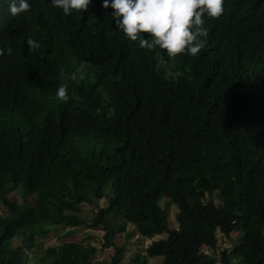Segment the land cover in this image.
I'll return each mask as SVG.
<instances>
[{
    "label": "trees",
    "instance_id": "16d2710c",
    "mask_svg": "<svg viewBox=\"0 0 264 264\" xmlns=\"http://www.w3.org/2000/svg\"><path fill=\"white\" fill-rule=\"evenodd\" d=\"M8 2L0 0V49L12 48L0 55V264H107L81 241L27 253L37 235L80 225L102 230L108 264H124L127 224L143 238L165 236L126 264H216L204 252L215 250L216 231L232 244L231 233L243 234L220 264H264V0H223L218 18L204 17L199 53L173 58L127 40L101 0L68 16L28 0L13 17ZM28 38L40 47L30 51ZM60 85L67 102L55 96ZM214 192L218 205L206 200ZM81 203L95 209L91 219L73 213Z\"/></svg>",
    "mask_w": 264,
    "mask_h": 264
},
{
    "label": "clouds",
    "instance_id": "9594fccd",
    "mask_svg": "<svg viewBox=\"0 0 264 264\" xmlns=\"http://www.w3.org/2000/svg\"><path fill=\"white\" fill-rule=\"evenodd\" d=\"M8 2V0H7ZM91 0H48L53 8L68 16L73 11L84 12ZM223 0H101V7L112 9L115 27L123 36L138 42L140 49H161L169 58L178 54L196 56L203 47L207 29L204 17L216 19L223 12ZM30 9L28 0H10L8 14L16 17ZM148 34L145 38L142 34ZM28 49L40 47L38 41L26 39ZM12 48L0 49V55H11ZM71 79H77L76 73ZM55 96L67 102L69 96L64 85L56 88ZM106 199V198H105ZM204 252L208 253L206 249Z\"/></svg>",
    "mask_w": 264,
    "mask_h": 264
},
{
    "label": "rangeland",
    "instance_id": "374dc122",
    "mask_svg": "<svg viewBox=\"0 0 264 264\" xmlns=\"http://www.w3.org/2000/svg\"><path fill=\"white\" fill-rule=\"evenodd\" d=\"M14 193H16V196H18L17 191H14ZM211 196L213 197H208V198L206 197V200L213 198V200L211 201L218 205L219 198H218L217 192L212 193ZM167 204H168V198H164L161 200V205L163 207H165ZM98 205L100 207L105 206L106 199L102 198L98 202ZM94 212H95V209L92 206L87 205L86 203H81L73 208L74 214H76L79 217L86 218V219H91ZM168 213H169L168 218H169L170 226L176 227L177 222L174 219V215L176 213V206L171 204L168 208ZM63 229L64 228H61L58 230L57 232L58 235L61 232H63V234L59 237H57L58 236L57 234H53L51 235L50 238L48 237L46 239V238H41L40 236L37 235L35 238L34 247L29 251L26 250L27 253L31 257H35L36 255H40L42 251H44V249H46L47 247L55 246L61 242L81 241L84 244H87V245L90 244L98 248L97 252L92 256L91 260L103 261L107 264L110 262L113 256V253H114L113 249L112 248H108L104 250L99 249L101 244L103 243L104 232L102 230L96 229V228H86L83 225L73 226L71 228L66 227L64 230ZM68 230L69 232H67ZM242 235L243 234L241 232L231 233V236L234 238V242L236 239L238 241V239L241 238ZM164 236H165V233H162V234L153 235L151 237L143 238L140 234H137L132 224H127L125 226V230L121 231L118 235L120 239L119 241L124 242L126 244V245L124 244L126 248H125V256L123 259V263L124 264L128 263L129 259L133 256L134 253L142 252L143 249L147 245H149L151 241L163 238ZM216 236L218 238V243L216 245L215 250L212 251L210 248H204V249H206V251L210 253L211 256L215 257L218 260L216 264H220L219 259L221 257V251L223 249L230 251L234 242L232 244V242L229 241L228 238L224 237L223 234H221L219 231H216ZM20 241H21L20 237L15 238L13 240V244L18 245L20 244ZM149 261L151 264H163L160 257H150ZM229 264H241V263H239L235 258H231Z\"/></svg>",
    "mask_w": 264,
    "mask_h": 264
}]
</instances>
